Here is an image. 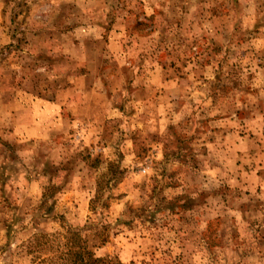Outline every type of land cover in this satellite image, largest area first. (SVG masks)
Here are the masks:
<instances>
[{
	"label": "rangeland",
	"instance_id": "obj_1",
	"mask_svg": "<svg viewBox=\"0 0 264 264\" xmlns=\"http://www.w3.org/2000/svg\"><path fill=\"white\" fill-rule=\"evenodd\" d=\"M72 229L126 264H264V0H0V264Z\"/></svg>",
	"mask_w": 264,
	"mask_h": 264
},
{
	"label": "trees",
	"instance_id": "obj_2",
	"mask_svg": "<svg viewBox=\"0 0 264 264\" xmlns=\"http://www.w3.org/2000/svg\"><path fill=\"white\" fill-rule=\"evenodd\" d=\"M54 188L55 186L45 188L40 208L43 209L47 205L48 190ZM101 192L102 186L98 184L96 196L91 200L92 208L96 207ZM40 214H45V211ZM96 235L99 234L93 233V236ZM89 236L90 234L82 229H72L65 233L40 231L35 233L25 246L31 264H126L118 258L98 255L90 246Z\"/></svg>",
	"mask_w": 264,
	"mask_h": 264
},
{
	"label": "crops",
	"instance_id": "obj_3",
	"mask_svg": "<svg viewBox=\"0 0 264 264\" xmlns=\"http://www.w3.org/2000/svg\"><path fill=\"white\" fill-rule=\"evenodd\" d=\"M100 75H101V74H99L98 72L96 73L97 78H98ZM97 78H96V79H97ZM99 80H102V81H103L102 78H101V79L98 78V79L96 80V83H95V84H97V82H98ZM81 101H82L83 103L80 104V107L83 108V106H84L85 109H88L90 105L85 104V103H84V100H81V99H80L79 102H81ZM55 102H56V104H58V106L60 107V110H62V104H64V103H62V101L60 102V101H57V100H56ZM107 102H110V103L102 104L101 107H100V112H101V114L104 115V116L106 115V113H109L110 110L113 109V108H115V109H119V108H118L119 104L111 103V101H107ZM71 103H72L71 101H68V105L71 104ZM77 105H78V103H77ZM70 106H71V105H70ZM90 107H91V106H90ZM120 109H121V108H120ZM77 111H79V113H80V110H77Z\"/></svg>",
	"mask_w": 264,
	"mask_h": 264
}]
</instances>
